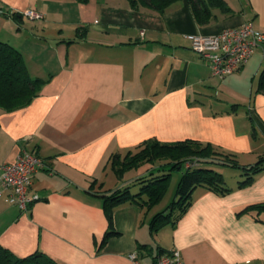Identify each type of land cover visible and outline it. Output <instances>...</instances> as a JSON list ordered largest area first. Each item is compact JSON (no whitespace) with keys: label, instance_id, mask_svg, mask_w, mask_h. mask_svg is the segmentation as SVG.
I'll return each instance as SVG.
<instances>
[{"label":"crops","instance_id":"crops-1","mask_svg":"<svg viewBox=\"0 0 264 264\" xmlns=\"http://www.w3.org/2000/svg\"><path fill=\"white\" fill-rule=\"evenodd\" d=\"M224 1L230 14L212 8L213 18L199 24L189 0L162 13L129 0H0V40L22 53L31 77L45 80L29 104L0 108V165L23 148L46 165L31 185L40 198L26 211L0 194L3 246L21 256L41 251L60 264H130L132 251L152 264L170 248L183 264H264V211L241 212L264 202V169L237 186L241 169L214 167L231 189L196 186L185 212L156 231L150 220L163 197L148 210L126 201L113 209V233L102 242L108 220L101 194L134 192L130 183L163 162L117 176L113 155L133 153L148 139H193L241 165L264 157V92L257 90L264 43L219 78L186 38L246 21L264 26V0ZM27 9L42 17H28ZM228 168L237 171L227 175Z\"/></svg>","mask_w":264,"mask_h":264},{"label":"trees","instance_id":"trees-1","mask_svg":"<svg viewBox=\"0 0 264 264\" xmlns=\"http://www.w3.org/2000/svg\"><path fill=\"white\" fill-rule=\"evenodd\" d=\"M175 1L177 0H129V3L133 7L146 6L162 13ZM189 2L199 24H205L213 18L212 8H218L225 14L231 13L224 0H189ZM44 82L45 80L40 77L29 75L23 55L17 48L0 40V108L12 110L29 104L39 93ZM257 90L264 92V69L260 73ZM231 155L223 153L209 143L193 139L175 143H161L155 139H148L133 153L129 151L123 157H119L117 154L113 155L110 165L117 176H120L125 170L145 162L163 161L157 167L158 171L163 170L158 174L150 172L135 179L134 184L139 185L134 192H131L127 186L101 194L103 210L108 220V228L102 242L109 234L113 233L110 227L113 209L129 200L139 203L147 210L152 208L167 191L172 168L184 167V170L176 184L172 202L152 216L150 220L152 231H156L167 222L174 223L185 212L191 203V193L196 186L200 185L217 193H225L231 189L227 186L223 174L214 167L226 165L241 169L244 178L238 182L237 186L247 184L255 173L264 169V157L254 163L241 165ZM188 162L190 164L186 166L185 164ZM165 165L167 168L164 167ZM249 210L264 211V202L248 205L241 212ZM0 264L60 263L41 251H34L24 256L17 255L0 243Z\"/></svg>","mask_w":264,"mask_h":264},{"label":"built area","instance_id":"built-area-1","mask_svg":"<svg viewBox=\"0 0 264 264\" xmlns=\"http://www.w3.org/2000/svg\"><path fill=\"white\" fill-rule=\"evenodd\" d=\"M28 17L38 19L42 13L35 9L24 12ZM191 48L209 64L211 73L219 78L235 72L264 43V26L252 21L239 26L225 28L216 34H187ZM43 158L35 151L21 149L14 161L0 165V194L4 200L26 211L30 203L38 200L37 193H31L36 172L44 168ZM130 264L142 263L135 251L128 254ZM152 264H183L177 248L159 252Z\"/></svg>","mask_w":264,"mask_h":264},{"label":"rangeland","instance_id":"rangeland-1","mask_svg":"<svg viewBox=\"0 0 264 264\" xmlns=\"http://www.w3.org/2000/svg\"><path fill=\"white\" fill-rule=\"evenodd\" d=\"M223 153H225V152H223ZM156 167L157 166H153V168H152L154 170L153 172L158 171V169ZM164 167L167 168L166 165ZM183 168L184 167H182L180 169L179 168H172L170 170V172H171V178H170V181H169V185H168L167 191L165 192V194H164V196H163V198L161 200V203L158 206V208L159 207H163V206H164V208H166L165 206H168V204H170L172 202V200L174 198V195H175L174 192H175L176 184H177L178 179H179V177L181 175V172L184 170ZM162 170H159L160 172H156V173H161ZM165 171H167V170H165ZM232 171H235L236 172L237 170L236 169H233V168H228V169H225V174L226 173H227V175L232 174ZM134 173H135V170L131 171L130 174H128V176H131ZM111 176H114V174L112 172H111ZM138 185L139 184H137V183L136 184H131L130 183V188L132 189V191H136Z\"/></svg>","mask_w":264,"mask_h":264}]
</instances>
